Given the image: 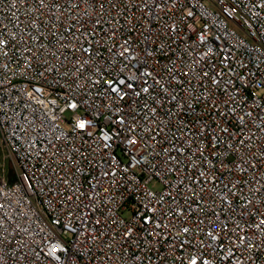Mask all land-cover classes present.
<instances>
[{"label": "built area", "instance_id": "obj_1", "mask_svg": "<svg viewBox=\"0 0 264 264\" xmlns=\"http://www.w3.org/2000/svg\"><path fill=\"white\" fill-rule=\"evenodd\" d=\"M0 264H264V0H0Z\"/></svg>", "mask_w": 264, "mask_h": 264}, {"label": "rangeland", "instance_id": "obj_2", "mask_svg": "<svg viewBox=\"0 0 264 264\" xmlns=\"http://www.w3.org/2000/svg\"><path fill=\"white\" fill-rule=\"evenodd\" d=\"M15 167V163L8 158L7 152L0 139V178L7 179L8 170L10 169L13 173V171L15 172Z\"/></svg>", "mask_w": 264, "mask_h": 264}, {"label": "trees", "instance_id": "obj_3", "mask_svg": "<svg viewBox=\"0 0 264 264\" xmlns=\"http://www.w3.org/2000/svg\"><path fill=\"white\" fill-rule=\"evenodd\" d=\"M8 177L7 180L12 183L15 181V172L13 171V173L10 171V169L8 170Z\"/></svg>", "mask_w": 264, "mask_h": 264}]
</instances>
